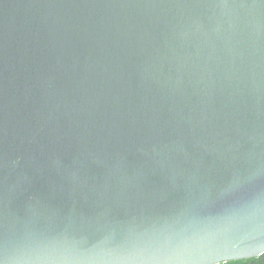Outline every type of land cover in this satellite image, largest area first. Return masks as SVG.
<instances>
[{"label":"water","instance_id":"water-1","mask_svg":"<svg viewBox=\"0 0 264 264\" xmlns=\"http://www.w3.org/2000/svg\"><path fill=\"white\" fill-rule=\"evenodd\" d=\"M264 253V0H0V264Z\"/></svg>","mask_w":264,"mask_h":264},{"label":"trees","instance_id":"trees-1","mask_svg":"<svg viewBox=\"0 0 264 264\" xmlns=\"http://www.w3.org/2000/svg\"><path fill=\"white\" fill-rule=\"evenodd\" d=\"M219 264H264V253L259 256L229 260V261L222 262Z\"/></svg>","mask_w":264,"mask_h":264}]
</instances>
